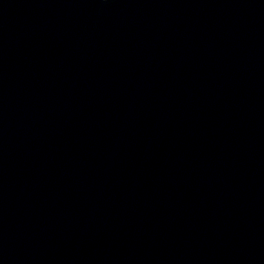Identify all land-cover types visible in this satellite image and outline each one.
Wrapping results in <instances>:
<instances>
[{
  "label": "water",
  "instance_id": "obj_1",
  "mask_svg": "<svg viewBox=\"0 0 264 264\" xmlns=\"http://www.w3.org/2000/svg\"><path fill=\"white\" fill-rule=\"evenodd\" d=\"M0 264H264V0H0Z\"/></svg>",
  "mask_w": 264,
  "mask_h": 264
}]
</instances>
